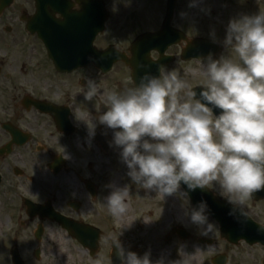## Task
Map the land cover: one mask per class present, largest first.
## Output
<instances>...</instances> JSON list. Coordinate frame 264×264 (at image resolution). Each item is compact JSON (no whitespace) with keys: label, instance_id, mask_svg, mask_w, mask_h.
Returning a JSON list of instances; mask_svg holds the SVG:
<instances>
[{"label":"flooded vegetation","instance_id":"obj_1","mask_svg":"<svg viewBox=\"0 0 264 264\" xmlns=\"http://www.w3.org/2000/svg\"><path fill=\"white\" fill-rule=\"evenodd\" d=\"M108 1L79 0L81 11L75 12L71 0H12L0 11V264H56L58 255L61 264H70L72 249L68 255L58 251L67 241L80 247L75 250L81 253L78 258L85 255L83 262L72 264H94L97 255L103 264H121L109 238H118L126 249L140 255L150 251L154 261L185 256L188 264H264V232L259 230L264 226V188L245 200L247 219L240 215L241 206L229 203L230 194L221 193L218 186L197 188L199 201L215 208L209 222L216 227L205 232L206 225L193 224L180 207L195 206L192 191L181 186L183 202L177 199L174 218L171 195L139 188L127 176L119 149L110 146L113 130L97 122L95 136L89 137L88 125L77 120L80 111L90 122L106 110L101 94L84 100L87 78L97 79L100 93L120 91L138 83L145 72L157 75V62L166 57L171 62L165 66L182 75H189L190 65L199 62L181 58L190 27L180 16L183 0H177L171 23L178 35L175 44L168 45L169 40L161 36L141 45L144 50L134 59L138 65H145V60L149 65L134 67L133 72L131 44L162 31L167 0L159 2L160 8L164 5L160 15L156 0H136L135 8L141 10L134 12L131 29L108 27L112 19ZM98 9L104 12L97 16L108 18L104 31L94 39ZM48 46L73 51V58L62 54L64 60H53ZM111 48L128 60H112L111 65V55L104 54ZM110 183L129 185L127 209L133 221L147 210L140 217L143 224L166 221V232L159 234L156 229L150 236L131 232L112 237L103 231L101 223L110 218L105 204ZM87 228L96 233L77 235L78 229ZM63 255L69 261L63 263Z\"/></svg>","mask_w":264,"mask_h":264},{"label":"clouds","instance_id":"obj_2","mask_svg":"<svg viewBox=\"0 0 264 264\" xmlns=\"http://www.w3.org/2000/svg\"><path fill=\"white\" fill-rule=\"evenodd\" d=\"M71 2L72 10L80 12L79 0ZM122 2L130 6L132 0ZM197 2L191 0L189 7ZM211 36L216 40L214 31ZM220 43L224 53L198 58L204 78L199 92L176 68L164 65L159 66V75L145 72L138 83L120 91L100 93L97 79L87 78L84 100L101 94L106 110L90 122L83 111L79 119L74 116L88 125L89 137L95 136L97 122L113 130L110 146L119 149L127 176L139 188L166 197L180 192L182 183L190 191L218 186L221 193L230 194L229 203L241 206L240 215L247 219L245 200L264 188V10L231 18ZM107 187L108 211L123 216L129 185ZM185 216L193 224L206 225L205 232L216 227L209 222L206 200L186 210ZM259 230L264 232V226ZM109 241L121 264H188L185 256L154 261L150 251L140 255L118 238ZM93 262L103 264L99 255Z\"/></svg>","mask_w":264,"mask_h":264},{"label":"rangeland","instance_id":"obj_3","mask_svg":"<svg viewBox=\"0 0 264 264\" xmlns=\"http://www.w3.org/2000/svg\"><path fill=\"white\" fill-rule=\"evenodd\" d=\"M135 1L132 0L130 6H125V3L122 2V0H109L110 10L112 12V19L109 23L108 27L110 29L117 28V27H126V28H133L132 20L134 17L135 11H140L141 8H135ZM153 1V0H149ZM158 2V8L157 13L160 15L163 11L162 7L164 8V5L160 8L161 1L164 0H156ZM191 0H183L182 8L180 7V12L183 15H180L189 22L190 27V37H203L208 39H213L211 36V33L214 31L216 40L220 43V41L223 40L226 34V27L228 25V22L231 18L238 17L241 14H254L257 13L260 10H264V0H198L195 7H189ZM147 3H149L147 1ZM115 7V10H113ZM154 7V6H153ZM148 8H145L144 11H148ZM129 20V21H126ZM124 24V25H122ZM112 34V31L110 30V33ZM214 40V39H213ZM222 45V44H221ZM223 47V46H222ZM225 52V49L223 48L222 53ZM221 53V54H222ZM220 55V54H219ZM218 55V56H219ZM234 55V54H233ZM216 56V57H218ZM200 69H201V62L193 63L189 67V75H183L191 84L192 88L197 83L202 84V80L204 79L200 75ZM170 199L172 202H174V218L176 217V210L178 208L177 199L179 201L183 202V199L180 195V192L174 193L170 196ZM183 205V204H182ZM184 212L186 211L185 206H180ZM147 210H142L138 217L135 218L133 221L131 219V214L129 210L127 209V215L126 217H117L113 216L110 212V218L106 222H102V228L103 231L108 233L110 236H119L120 234H126L130 235L131 232H133L136 236H150L156 234V229L160 230L159 234L165 233L166 228H164L163 225H165V222H158V223H146L143 224L144 221L141 220L140 217L146 216ZM157 224V225H155ZM123 232V233H121ZM71 246V247H70ZM60 248V249H59ZM58 251L60 252L61 249L65 250L68 255V251L72 249V255H71V261L70 264L74 260H76L77 263L83 262L85 260L82 256L81 258H78L77 255L81 254L79 252H76L77 250H81L80 247H75L73 244H69V242H65L64 245L59 246ZM84 259V260H83ZM67 260H62L64 263ZM56 264H61L59 262V255L57 256Z\"/></svg>","mask_w":264,"mask_h":264},{"label":"water","instance_id":"obj_4","mask_svg":"<svg viewBox=\"0 0 264 264\" xmlns=\"http://www.w3.org/2000/svg\"><path fill=\"white\" fill-rule=\"evenodd\" d=\"M8 3H10V0H7V4ZM175 3H176V0H169V4H168L169 5L168 19H167V21L165 23L164 31L161 34L158 35V36L165 35L170 40H174V38L176 37V35L171 32V28H170V20H171V18L173 16V13H174ZM95 12H98V13L96 14V16L94 18L95 33L93 35V38H96L97 34L103 29V23H104L103 17L101 18V17L97 16V15H100L102 13V10L98 9V10H95ZM152 37L156 38V36H147V35L141 37L142 41L138 42V44L136 43V44L133 45V47L131 49L132 53L136 55L139 52V50L141 49V45H143L145 43H149V41L151 42ZM172 43H174V41H170L169 44H172ZM190 44L191 45L187 49H185L183 51L182 58L184 60H190V59L199 58V57H207L209 53H211V54H213V56H215L220 51L218 44L216 42L212 41V40L201 39V40L193 41ZM48 48H49V51H50L51 55L53 56V58L55 60H58V61L64 60L65 58L62 57V54H66V53L69 54V56L67 57L68 60L69 59L71 60L73 58V54H74L73 51H60V50H57V49H55L54 47H51V46H49ZM111 53L112 52H110V54ZM115 57H116V55H115ZM143 59H144V57L142 58V60ZM147 65H149V63L147 62V60H145V66H147ZM132 66L133 67H138V60H136V58L133 59ZM144 68H146V67H144ZM197 92H199V91H197ZM214 111L218 113L221 110L220 109H214ZM193 196H196V194H193ZM195 202H198L197 199L195 200ZM209 211H210V213L212 215L214 214L212 209L209 208ZM84 234L85 233H83L82 236H86Z\"/></svg>","mask_w":264,"mask_h":264},{"label":"bare ground","instance_id":"obj_5","mask_svg":"<svg viewBox=\"0 0 264 264\" xmlns=\"http://www.w3.org/2000/svg\"><path fill=\"white\" fill-rule=\"evenodd\" d=\"M61 260H66V257L63 255V256L61 257Z\"/></svg>","mask_w":264,"mask_h":264}]
</instances>
